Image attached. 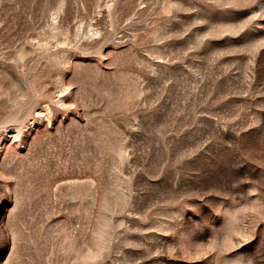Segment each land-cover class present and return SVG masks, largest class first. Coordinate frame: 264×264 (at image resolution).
I'll use <instances>...</instances> for the list:
<instances>
[{"label":"rangeland","instance_id":"374dc122","mask_svg":"<svg viewBox=\"0 0 264 264\" xmlns=\"http://www.w3.org/2000/svg\"><path fill=\"white\" fill-rule=\"evenodd\" d=\"M0 264H264V0H0Z\"/></svg>","mask_w":264,"mask_h":264}]
</instances>
